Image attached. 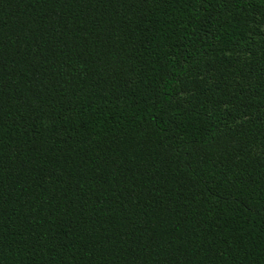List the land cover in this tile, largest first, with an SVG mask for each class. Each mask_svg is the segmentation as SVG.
I'll return each mask as SVG.
<instances>
[{
  "label": "trees",
  "instance_id": "trees-1",
  "mask_svg": "<svg viewBox=\"0 0 264 264\" xmlns=\"http://www.w3.org/2000/svg\"><path fill=\"white\" fill-rule=\"evenodd\" d=\"M0 264H264V0H0Z\"/></svg>",
  "mask_w": 264,
  "mask_h": 264
}]
</instances>
